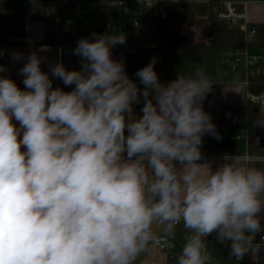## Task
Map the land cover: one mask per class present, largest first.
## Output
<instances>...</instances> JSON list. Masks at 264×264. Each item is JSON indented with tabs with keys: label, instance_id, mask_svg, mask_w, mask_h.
I'll return each instance as SVG.
<instances>
[{
	"label": "clouds",
	"instance_id": "obj_1",
	"mask_svg": "<svg viewBox=\"0 0 264 264\" xmlns=\"http://www.w3.org/2000/svg\"><path fill=\"white\" fill-rule=\"evenodd\" d=\"M126 42L79 38L71 70L61 57L45 71L47 46L11 53L24 88L0 75V264H138L181 227L174 264H209V237L260 264L264 155L205 160V135L222 140L204 110L215 84L203 68L161 82L155 58L137 82L113 56Z\"/></svg>",
	"mask_w": 264,
	"mask_h": 264
},
{
	"label": "trees",
	"instance_id": "obj_2",
	"mask_svg": "<svg viewBox=\"0 0 264 264\" xmlns=\"http://www.w3.org/2000/svg\"><path fill=\"white\" fill-rule=\"evenodd\" d=\"M42 18L44 8L24 7L10 19L0 1V21H7L0 43L22 42L26 26L32 20ZM143 21L144 28L139 30V38L130 41L125 47L126 72L132 79L137 80L134 73L155 58V68L161 82L175 79L178 71L190 74L197 68H203L215 84L212 91H220V70L227 67L223 63L225 52L244 44V33L240 29L219 22L214 12L209 11L206 17H199L193 11L177 6L168 8L164 18L156 12L148 11ZM205 22L202 38L197 39L193 27L202 26ZM257 29L255 44L264 47L263 27ZM151 48L157 50L152 51ZM235 78L243 79L242 76L233 77ZM249 90L256 94L264 92L263 74L250 77ZM261 117H264V108L247 98L242 108L227 106L222 109L217 121L218 132L221 135L235 136L241 128H245L250 136L249 153L264 155V147L261 145L264 129L255 127V121ZM187 235L182 227L177 230L174 257L180 252ZM208 240L211 242L208 246L212 249L215 264H230L233 258L228 255L227 244L216 243L214 237H209Z\"/></svg>",
	"mask_w": 264,
	"mask_h": 264
},
{
	"label": "crops",
	"instance_id": "obj_3",
	"mask_svg": "<svg viewBox=\"0 0 264 264\" xmlns=\"http://www.w3.org/2000/svg\"><path fill=\"white\" fill-rule=\"evenodd\" d=\"M110 3L116 4L115 0H110ZM61 0H45L30 2L26 4V7L44 8V18L32 20L25 30V37L22 42L0 43V64H2L6 71L11 74L15 79L21 80L22 76L19 75V69L23 66V62L15 63L10 59V55L13 51H21L24 53H31L37 51L40 48L47 46L48 51H40L38 54L45 57V62L42 68L47 71V65L53 63L59 59V46L62 47V60L67 61L72 58L77 68H79V58L72 54V49L76 46V42L79 38L90 36L91 33H105L108 26L109 30L113 28L118 32L122 31V19H116L115 16L100 14V10L94 13L98 18L96 20H89L84 27L70 26L73 21V17L69 16L70 10L65 5L62 8L60 4ZM255 5L264 3H252ZM118 6V5H117ZM75 9L78 6H74ZM250 7V6H249ZM249 15L252 18L256 14L254 9L249 8ZM63 17L65 20L63 21ZM80 18V16L78 17ZM254 18V17H253ZM101 21L106 22L103 26L94 30L97 23ZM107 24V26H105ZM86 33L83 29L87 28ZM5 28L4 20L0 21V39L3 36V29ZM86 36V37H87ZM113 56L116 59L123 58L125 61V47L117 45L113 49ZM227 69V67H226ZM235 75L228 72L226 77L221 78V89L218 92H210L206 101L204 102V110L211 114L213 122L217 126V121L220 117V113L224 107H236L242 108L247 101L246 86L241 79L235 78ZM54 87L64 88L66 91H70L71 88H65L60 80L54 79ZM140 105L136 106V112L139 113ZM218 130V127H217ZM234 149V147H233ZM203 153L206 151L202 147ZM245 152V150H244ZM234 153V152H233ZM250 257V256H249ZM250 260L252 261L251 257ZM253 262V261H252ZM259 262H264V247H261V253L259 256ZM138 264H167V256L160 247L153 248L150 253L141 257Z\"/></svg>",
	"mask_w": 264,
	"mask_h": 264
},
{
	"label": "built area",
	"instance_id": "obj_4",
	"mask_svg": "<svg viewBox=\"0 0 264 264\" xmlns=\"http://www.w3.org/2000/svg\"><path fill=\"white\" fill-rule=\"evenodd\" d=\"M6 9L8 18H14L19 11L26 7L27 3L45 1V0H0ZM118 7L122 12V31L127 35V42L124 45L126 47L130 41H135L139 38V30L144 28V17L148 11L156 12L160 17L164 18L167 15V10L170 7H176L181 4H203L209 7L211 12H214L217 19L221 23H225L231 27H236L244 33V44L240 47H234L230 49V55L225 56L224 64L228 67L230 73L236 76H242L243 83L247 90V98L253 102L260 104L264 108V92L252 93L249 90V79L252 76L264 75V57L260 54L251 52V47L257 41L258 29L255 22L249 15V6L252 3H264V0H180L179 3H172L171 0H115ZM5 22V28L7 27V21ZM3 29V31L5 30ZM59 59L62 57V47L59 46ZM63 63L68 69L77 68L72 58L67 61L63 60ZM2 65V64H0ZM0 75H7L14 79L18 86L24 88L21 80L15 79L7 71L0 73ZM220 75L226 77L228 75L227 69H221ZM18 126V125H17ZM234 146L240 145L245 139L244 154L249 153V140L250 136L245 128H241L235 136ZM224 153H233L228 151H215L204 152L205 160L213 161L218 160ZM264 235V234H261ZM257 242L261 247H264V240H260V235L257 236ZM174 247L168 249L167 247L160 246V249L165 252L167 256V264H174V249H175V236L172 239ZM230 264H238L234 259ZM239 264H253L249 256H245ZM264 264V262L260 263Z\"/></svg>",
	"mask_w": 264,
	"mask_h": 264
},
{
	"label": "rangeland",
	"instance_id": "obj_5",
	"mask_svg": "<svg viewBox=\"0 0 264 264\" xmlns=\"http://www.w3.org/2000/svg\"><path fill=\"white\" fill-rule=\"evenodd\" d=\"M110 0H61V5L62 8L66 5L67 9L70 10L69 12V16L73 17V21L72 24L70 26H76L78 27H84L86 23H88L89 20H96L98 17L94 14L97 13L98 10H100V14H105V15H110V16H115L116 18H114V20L118 19H122V12L120 10V8L113 3H110ZM74 6H78V8L75 9ZM177 7H181L187 11H193L195 13V15L199 16V17H206L208 15L209 7L207 5H203V4H181L178 5ZM250 9H254L256 14L258 15H254L251 19L255 22L257 27H263V33H264V4H259V5H255V4H251ZM80 16V18H78ZM65 20V17H63V21ZM104 23L101 21V23H97L95 25V29L96 30L98 27L103 26ZM206 24L203 23L202 26H195L193 27V30L195 31L196 34V38L197 39H201L202 38V27ZM107 26V24L105 25ZM88 27L83 29L84 32L86 33ZM113 33L119 34L120 32H118L117 29L113 28L111 30ZM108 32V26L105 30V33ZM87 35H85L86 37ZM257 41L255 40V43ZM251 52L260 54L264 57V47H259L257 45H254L253 47H251ZM226 56L230 55V49H228L225 52ZM227 71H229L228 67H227ZM244 146H245V139L242 141V143L240 145H235L234 149L228 151V152H234V153H244ZM207 253L209 255V264H215V259L213 257L212 254V249L210 246H208L207 248Z\"/></svg>",
	"mask_w": 264,
	"mask_h": 264
},
{
	"label": "water",
	"instance_id": "obj_6",
	"mask_svg": "<svg viewBox=\"0 0 264 264\" xmlns=\"http://www.w3.org/2000/svg\"><path fill=\"white\" fill-rule=\"evenodd\" d=\"M150 50L155 51L157 49L151 48ZM222 140L217 141L211 136L205 135L203 148L209 152L215 151H230L234 147V139L231 135H221ZM261 145L264 147V139H262Z\"/></svg>",
	"mask_w": 264,
	"mask_h": 264
}]
</instances>
